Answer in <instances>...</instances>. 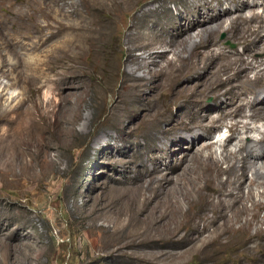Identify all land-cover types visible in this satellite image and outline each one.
Masks as SVG:
<instances>
[{"label": "rangeland", "instance_id": "374dc122", "mask_svg": "<svg viewBox=\"0 0 264 264\" xmlns=\"http://www.w3.org/2000/svg\"><path fill=\"white\" fill-rule=\"evenodd\" d=\"M196 1L137 0L134 9L124 12L120 0H0V257L4 245L8 244L9 264H264V224H257V233L253 225L247 229L251 235L256 233L247 242V235L237 231L233 237H220L216 243L214 241L197 253L191 243L177 246L174 239L168 244L162 238L153 241L161 232L136 233L142 227L140 220L154 213L164 195L151 190L154 178L142 177L133 183L130 179L133 172L128 163L139 155L147 156L146 139L140 136L142 127L136 126L141 123L144 110H134L130 118L120 124L117 118H113L109 111L112 98L104 93L107 72L110 64L115 62L113 71L119 77L130 66L134 70L137 68L135 75L146 76L149 80L152 68L145 63H132L133 67L122 64L131 54L145 57L150 52L134 49V44L139 42L130 39H142L140 43L152 41L156 39L152 31L157 28L174 35V29L166 28L171 23L176 24L178 19L191 21L196 18L193 12L186 13ZM164 8L174 16L169 19ZM70 10L73 16L64 18L63 13ZM255 11L262 12L260 8ZM46 12L48 17H45ZM199 12L204 18L208 17L205 8L201 7ZM180 13L183 14L181 18ZM135 22L139 26L128 37ZM46 23L55 26L74 24L84 28L75 32L84 50L80 61L83 81L92 89L101 91L102 99L93 100L89 128L80 120L72 125L74 135L71 137L44 130L39 137L35 134L36 140L24 142L21 137L10 135L12 129L19 132V127L14 122H6L2 115L5 111V115L13 118L15 109L27 106L22 100L29 95L27 86L30 85L18 77L25 66L64 48L70 38L69 34L58 32L56 27L46 28ZM93 30L100 36L110 30L106 43L89 41ZM191 35L189 45L199 42L196 32ZM229 36V32L220 31L214 37L225 51H241V46ZM167 57L175 58L173 53ZM255 58L263 59L264 50L256 53ZM249 75L252 77L253 72ZM208 79L210 75L205 82ZM46 88L43 87L34 97L49 99L51 96ZM113 88L123 90L119 81ZM163 99L167 100L166 96ZM204 103L212 105V97H206ZM167 109L170 114L167 124L173 125L178 109L173 106H167ZM88 113L84 111L82 116ZM215 115L212 110L211 116ZM242 120L251 123L256 131L249 132L240 127L239 133L232 134L229 131L232 120L225 117L213 122L206 142L216 144L210 151L205 150L204 155L212 152L221 160V145L227 137L233 138L227 149L234 151L241 140L250 143L264 133V121ZM129 122L132 127L126 134L124 128ZM100 135H103L104 142L109 141L106 149H97L93 144ZM201 145L202 141L191 149L192 144L187 139L180 145L166 148L164 162L160 165L172 172L169 177L177 186L192 184L193 174L188 173L193 166V154ZM151 167L149 164L148 168ZM257 168L264 170L259 165ZM261 190L254 188V200L262 199L258 196ZM244 192L247 193L246 187ZM245 205L250 208L251 203ZM263 215L264 210L260 212V216ZM245 219H251V216H243L241 222L233 221V228L239 229Z\"/></svg>", "mask_w": 264, "mask_h": 264}, {"label": "bare ground", "instance_id": "6f19581e", "mask_svg": "<svg viewBox=\"0 0 264 264\" xmlns=\"http://www.w3.org/2000/svg\"><path fill=\"white\" fill-rule=\"evenodd\" d=\"M119 4L127 12L135 8L137 0H120ZM201 7L208 11L207 18L201 16ZM255 8H260L262 12H256ZM72 11L63 13V17H72ZM164 11L169 19L174 16L167 8ZM192 12L196 14L193 20L178 19L176 24L171 23L166 28L174 29V35L160 28H152L156 35V39L152 41L140 43L142 39L129 38L139 42L134 44V49L141 48L150 52L145 57L131 54L122 64L133 67L132 63H145L152 68L150 79L135 75L137 68L134 70L130 66L119 77L113 71L116 68L113 62L107 72L104 93L112 98L109 111L113 118L118 119L119 124L129 119L134 110H144L141 123L135 125L142 127L140 136L146 139L144 148L147 156L139 155L136 160L128 161L133 172L130 179L133 183L142 177L154 178L151 190L155 194L164 195L162 202L155 206L154 213L140 220L142 227L136 233L161 232L153 241L155 238H162L168 244L174 239L178 242L177 246L191 243L195 245L194 252L197 253L214 241L216 243L218 238L231 237L237 231L247 235V242L259 232L257 224H264V215L260 216V212L264 210V170L257 168L258 165L264 167V133L250 143L240 139L234 151L227 149L233 139L232 136L227 137L221 145V160L215 158L212 152L204 155L205 150L210 151L216 144L206 142L213 122L225 117L232 120L229 131L236 134L240 127L249 132L256 131L243 118L252 123L264 121V58H255L256 53L264 50V0H198L186 11ZM182 15L180 13L179 18ZM138 26L137 22L133 24L128 37ZM45 27H56L58 32L67 33L70 38L64 48H58L27 64L25 70L18 75L24 84L30 85L27 86L29 95L22 100L27 106L21 110L15 109L13 118L5 115L4 111L2 118L19 127V132L12 129L10 135L21 137L24 142L36 140L44 130L71 137L74 135L72 125L80 120L89 128L93 118V100L102 99L101 91L92 89L83 81L80 61L84 50L78 43L75 32L83 31L84 28L74 24L55 26L49 23ZM220 31L229 32V38L237 42L242 50L225 51L220 48L214 37ZM194 32L199 42L189 45L188 40ZM102 34L100 36L93 30L88 40L94 44L106 43L110 30ZM169 53H173L175 58L168 59ZM197 57H200L198 61ZM251 72L252 77L249 75ZM209 75L210 79L205 82ZM116 81L123 86V90L113 88ZM194 81L196 82L193 84ZM189 82L192 84L189 85ZM43 87H47L51 97L38 100L34 95L39 94ZM165 96L167 100L163 99ZM209 96L213 99L212 105L204 103V99ZM167 106L178 109L173 125L166 121L170 115ZM212 110L216 113L215 116H211ZM84 111L89 112L85 117L82 116ZM131 127L132 122L123 127L126 134ZM102 133L108 136V133ZM187 139L192 144L191 149L201 141L202 145L194 152L193 166L188 171V174H193L192 184L180 187L169 177L172 172L162 168L160 163L164 162L166 148L174 144L180 145ZM93 144L97 149L109 147V141L104 142L103 135L98 136ZM149 164L151 168H148ZM250 172L251 176L248 177ZM222 176L225 177L224 180L221 179ZM255 187L262 189L258 192L262 199L258 201L254 200ZM246 202L251 203L250 208L245 205ZM248 214L251 219H245L243 225L235 230L233 221L241 222V218ZM252 225L256 227L254 235L247 232ZM8 257L9 245L5 244L0 264H9Z\"/></svg>", "mask_w": 264, "mask_h": 264}]
</instances>
